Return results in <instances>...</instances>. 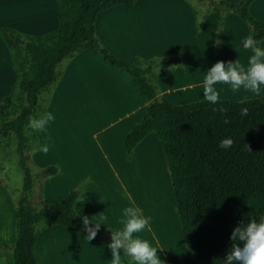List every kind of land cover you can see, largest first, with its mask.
Wrapping results in <instances>:
<instances>
[{"label":"crops","instance_id":"1","mask_svg":"<svg viewBox=\"0 0 264 264\" xmlns=\"http://www.w3.org/2000/svg\"><path fill=\"white\" fill-rule=\"evenodd\" d=\"M30 1L37 4V8L41 6L44 13L40 8H33L35 11L31 12ZM262 11L264 0H253L249 5L250 14L264 22ZM217 20V13L210 12L196 33L193 10L185 0H136L130 9L115 5L97 13L95 30L100 42L113 55L126 61L135 56L151 59L175 55L178 63L173 70L157 72L159 95L174 104L185 105L204 100L206 71L217 61H230L226 59L229 50L234 53L231 60L238 59L245 67L253 55L252 50L243 45L249 35L247 27L237 15L228 14L221 34V52L213 56L211 46ZM0 26L31 35H38V30L45 27L40 34L54 30L57 26L55 1L0 0ZM259 47L264 48V37ZM239 51L241 56H238ZM198 59H205L209 65H193V60ZM64 61L57 69L61 75L46 90L49 93L46 112L54 115L53 122L59 127L64 119L59 114L56 116V109L75 110V117L71 116L64 124L70 127L71 137L69 142L64 141L68 146L62 145L59 150L55 149V139L62 140L64 135L56 133L55 126L49 131L51 122L46 132H38L37 140L41 144L48 142L50 148L47 154L33 151V163L37 167L55 164L60 168L56 175L42 183L43 200L48 204L56 203L80 181L88 179L85 195L73 203L81 217L88 216L93 222L104 223L102 226L117 231L123 227L119 223L122 210L139 207L151 220L148 227L136 235L156 247L159 258L166 264H189L166 159L155 132H149L134 146L129 160L124 156V136L145 111V103L132 80L90 49ZM14 83L10 55L0 39V100ZM218 92L219 99L233 101L249 99L240 96L251 94L245 90L234 93L229 89ZM49 136L54 143L48 141ZM5 156L6 147L0 141V166ZM11 197L13 195L0 183V244H9L15 237ZM30 201L34 208L40 206L38 199ZM101 215L107 220L101 221ZM87 235L58 224L43 226L33 247L36 264H111L108 243L98 236L88 241ZM121 255L122 264H127ZM0 264H11L8 251L0 252Z\"/></svg>","mask_w":264,"mask_h":264},{"label":"trees","instance_id":"2","mask_svg":"<svg viewBox=\"0 0 264 264\" xmlns=\"http://www.w3.org/2000/svg\"><path fill=\"white\" fill-rule=\"evenodd\" d=\"M54 1L57 20L54 30L31 35L0 26V39L15 73L12 89L0 100V135H13L17 165L23 173L19 194L11 197L15 237L9 244H0V252L10 253L11 264H36L33 247L43 226L58 224L87 233L73 203L85 195L88 179L80 181L62 200L46 203L41 195L42 183L60 168L55 164L35 166L32 152L38 132L28 127V121L38 111L40 115L46 112L48 102L41 103V94L61 75L57 70L59 63L90 49L128 75L145 103L143 116L124 136V156L129 160L134 146L149 132H155L166 159L189 264H223L231 247L233 228L250 217L264 214V96L242 101L219 99L215 104L205 99L174 104L159 95L157 72L173 70L178 63L175 55L151 59L135 56L126 61L113 55L97 36V13L115 5L130 9L136 0ZM204 1L206 6L200 14L190 5L194 31L201 30L207 14L217 13L213 56L221 52V34L228 14L237 15L260 46L264 22L250 14L253 0ZM242 109H247V115H241ZM225 138L234 141L232 147H219ZM35 180L39 183L38 208L30 201ZM111 231L115 230L101 225L97 236L109 244ZM124 258L131 264L129 258Z\"/></svg>","mask_w":264,"mask_h":264},{"label":"clouds","instance_id":"3","mask_svg":"<svg viewBox=\"0 0 264 264\" xmlns=\"http://www.w3.org/2000/svg\"><path fill=\"white\" fill-rule=\"evenodd\" d=\"M257 41L251 36L245 37L243 45L251 49L253 55L248 59L245 67L237 59L235 62L217 61L206 71L203 80V96L209 103L219 102V92L215 87L217 84L229 85L232 92H239L241 89L259 95L264 86V48L257 46ZM241 115H247V109L241 110ZM55 117L51 112L42 115L29 117L28 127L36 132H46L50 122ZM225 123H228L225 120ZM48 141H52L51 136ZM234 141L230 138L222 139L219 147L228 149ZM251 151L250 147L246 145ZM50 145L48 142L41 144L37 141L33 146L34 151L47 154ZM101 221L107 217L101 215ZM151 217H145L143 210L139 207H125L122 210V217L119 223L123 226L117 231H111V243L108 248L111 251V264H122L121 250L123 255L130 259L131 264H166L158 256V249L153 247L149 241L140 238L137 233L148 227ZM83 230L88 233L86 240L95 239L101 222H93L90 217H82ZM94 224V227L90 225ZM231 247L227 250L223 264H264V214L258 218L250 217L247 222H240L233 228L231 236Z\"/></svg>","mask_w":264,"mask_h":264},{"label":"rangeland","instance_id":"4","mask_svg":"<svg viewBox=\"0 0 264 264\" xmlns=\"http://www.w3.org/2000/svg\"><path fill=\"white\" fill-rule=\"evenodd\" d=\"M185 1L189 5L193 6L198 11L199 14L201 12H203V10L206 6V1H204V0L203 1L202 0H185ZM33 8H36L39 10V8L41 9V6H39L37 8V4L30 1L31 12L35 11V10L33 11ZM41 11H42V9H41ZM42 12L44 13V9ZM263 14H264V12H263ZM33 21H34V19H30V22H33ZM30 25L32 26L33 24H30ZM44 29H46V27L41 28V30H38V32L36 34L42 33V31ZM204 40L205 39L202 40V42H203L202 45L204 44ZM239 52H240L239 55L238 54L237 55L241 56L242 52L241 51H239ZM242 56H243V58L246 57L243 54H242ZM233 57H234V53L229 50L226 59H229L230 61H232L231 59ZM64 60H62L60 64L65 63ZM224 62H227V61H224ZM192 63H193V65H194V63H196V65H200V66H203L204 64L209 65L208 62L205 61V59H198V61L193 60ZM59 67H60V65L57 66V69H59ZM216 88L218 90L219 89H224V90L229 89L230 91H232L230 86L226 85V84H221L220 86H218ZM242 90H244V89H241L240 91H242ZM41 95H42L41 103L45 104L46 101L48 100L49 93H48V91H46ZM232 96L238 97V96H234V95H232ZM260 96H264V86H262L261 93L259 95L251 93L249 95L240 96V97H249V99H250V98H256V97H260ZM74 112H75V110H70V109H66V110L65 109H63V110L56 109V116L58 114L61 115L60 118H63L64 121H62L60 123L61 127L56 126V123H54L52 121L50 123L49 131L53 128V126H55V132L56 133L61 132L64 135V137L62 138V140H60L59 138L55 139V141L57 142L55 149H58V150L61 149L62 145L68 146V145H66V143H64V141L66 140L67 142H69L70 137H71V132H70V127H68L67 125H64V124L69 121L71 116L75 117ZM40 113H41V111H38L36 116L40 115ZM77 115H79V114H77ZM0 141L6 147V156H5V159L1 162V166H0V183H2L3 187L5 189H8V191L13 195V198H15L20 192L21 182H22V178H23V173L17 165V155L15 153V140H14V137L11 133H4V134L0 135ZM38 187H39L38 180H35L33 183V187L30 191V199L36 198V200H37ZM166 191L170 195L168 188H166Z\"/></svg>","mask_w":264,"mask_h":264}]
</instances>
